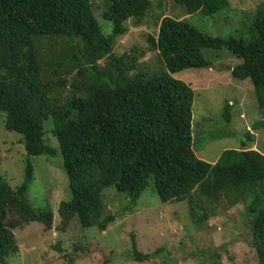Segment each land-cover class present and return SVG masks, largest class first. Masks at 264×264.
<instances>
[{
    "label": "trees",
    "instance_id": "1",
    "mask_svg": "<svg viewBox=\"0 0 264 264\" xmlns=\"http://www.w3.org/2000/svg\"><path fill=\"white\" fill-rule=\"evenodd\" d=\"M172 2L186 15L207 17L230 4ZM152 6V0H105L102 18L112 27L104 34L90 0H0L4 127L22 136L27 157H53L55 149L43 138V124L51 120L70 192L57 208L61 225L75 219L81 229L94 226L104 232L114 216L102 201L103 190L114 187L128 195L132 207L152 179L159 202L185 201L195 226L240 204L250 244L264 264V155L244 148L224 150L214 163L197 158L192 147L194 90L172 76L208 68L202 50L224 49L241 60L230 74L251 83L264 113V4L255 3L246 37L238 39L213 37L185 20L158 17L157 34L147 35L146 49L157 53L162 70L150 72L138 67L145 50L134 47L120 56L112 51L127 33L125 22L140 25ZM230 106L223 107L226 120ZM258 121L255 129L264 127ZM246 137L254 140L250 131ZM32 176L28 160L24 180L15 189L0 174V264L19 252L15 230L32 222L51 227L52 208L30 205ZM79 248L70 261L77 252L88 254L87 246ZM129 249L134 262L155 255L139 252L133 234Z\"/></svg>",
    "mask_w": 264,
    "mask_h": 264
},
{
    "label": "rangeland",
    "instance_id": "2",
    "mask_svg": "<svg viewBox=\"0 0 264 264\" xmlns=\"http://www.w3.org/2000/svg\"><path fill=\"white\" fill-rule=\"evenodd\" d=\"M90 2L102 32L109 34L112 25L102 18L105 0ZM257 2L264 4V0H229L227 10L207 17L186 15L172 0H152L153 6L140 25H133L131 19L125 22L127 33L117 39L112 53L120 56L134 47L143 49L146 53L139 58L138 67L160 71L162 64L157 53L146 49L147 35L157 34L158 17L185 20L197 31L213 37L238 39L246 37L244 28L252 17L248 14L253 13ZM202 56L210 63L208 68L172 75L194 90L192 147L195 155L208 163L217 161L227 149L249 148L264 155V127L255 129L254 126L259 119L262 118L259 123L264 121V113L257 108L251 83L233 79L230 74L241 60L224 49L202 50ZM226 103L231 105L228 120L223 112ZM0 115H3L0 116L1 176L15 189L24 180L28 160L33 167L27 192L30 205L34 210L49 205L53 210L49 229L32 222L14 231L19 252L7 264H259L240 204L210 217L205 225L195 226L189 220L185 201L159 202L152 179L132 207L128 195L117 192L114 187L103 190L102 201L114 216L104 232L94 226L81 229L75 219L61 225L57 208L61 201L70 198V192L57 142L50 133L51 120L43 124V138L55 149V155L27 157L22 136L7 131L5 114ZM248 130L254 134L252 142L246 137ZM130 234L134 235L139 252L155 255L144 262L130 260ZM81 246L88 247V254L77 252L70 261L72 252L79 251ZM159 248L162 250L156 252Z\"/></svg>",
    "mask_w": 264,
    "mask_h": 264
},
{
    "label": "clouds",
    "instance_id": "3",
    "mask_svg": "<svg viewBox=\"0 0 264 264\" xmlns=\"http://www.w3.org/2000/svg\"><path fill=\"white\" fill-rule=\"evenodd\" d=\"M248 131H250V130H248ZM251 133V132H250ZM253 134V133H252ZM254 135V134H253ZM245 146V145H244ZM240 149H244V148H240ZM247 149H249V148H247ZM251 150V149H250Z\"/></svg>",
    "mask_w": 264,
    "mask_h": 264
}]
</instances>
